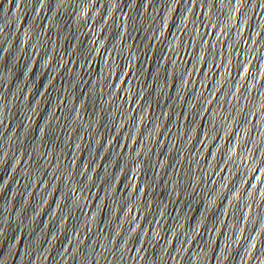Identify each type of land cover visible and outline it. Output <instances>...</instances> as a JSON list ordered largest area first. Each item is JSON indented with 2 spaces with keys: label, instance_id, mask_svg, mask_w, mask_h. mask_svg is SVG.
<instances>
[{
  "label": "water",
  "instance_id": "obj_1",
  "mask_svg": "<svg viewBox=\"0 0 264 264\" xmlns=\"http://www.w3.org/2000/svg\"><path fill=\"white\" fill-rule=\"evenodd\" d=\"M0 264H264V0H0Z\"/></svg>",
  "mask_w": 264,
  "mask_h": 264
}]
</instances>
